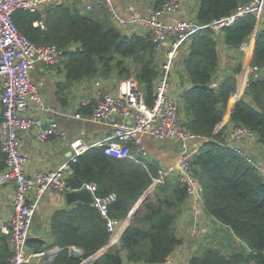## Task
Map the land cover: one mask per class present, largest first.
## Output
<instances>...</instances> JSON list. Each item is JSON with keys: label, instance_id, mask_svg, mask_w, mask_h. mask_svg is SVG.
Masks as SVG:
<instances>
[{"label": "trees", "instance_id": "1", "mask_svg": "<svg viewBox=\"0 0 264 264\" xmlns=\"http://www.w3.org/2000/svg\"><path fill=\"white\" fill-rule=\"evenodd\" d=\"M166 1L156 0L155 6L159 8ZM247 1L198 0L196 20L203 25L211 24ZM13 19L19 31L36 44H54L64 50L67 83L97 76L108 78L116 72L125 79L135 75L146 103H154L162 69L152 38L150 34L124 33L114 25L105 5L99 6L97 12L95 9L93 13H85L79 0L63 1L42 12L17 10ZM41 20L45 21V29L34 25ZM223 31L224 44L229 48L240 47L257 31L254 71L232 112L231 122L254 131L264 147V25L257 30L256 16L248 14ZM218 39L217 31L208 27L188 44L183 64L191 86L183 93L181 111L188 127L207 139L194 155L193 165L204 185L205 213L226 231L218 244L203 247L189 264H264V176L226 146L221 131L215 132L237 91L236 74L241 70V65L236 66L218 86H213L220 70ZM238 88L241 95L240 80ZM145 163L146 167L131 159L112 157L103 147L95 146L71 164L73 174L67 183L73 189L96 183L97 193L103 197L115 193L117 199L110 206L109 217L123 220L124 226L134 205L159 177L158 164L146 159ZM3 169L5 156L0 152V171ZM188 198L187 188L177 176H167L164 183L156 184L119 243L110 246L92 264H124V253L135 263L164 262L181 244L176 221ZM51 230L54 240L50 245L42 239L28 241L33 252L56 245L63 249L50 264H80V259L70 255V247H78L84 253L82 257L88 258L108 247L111 239L108 219L94 205L82 202L56 210ZM118 236L116 232L115 238ZM12 256L7 237L0 235V264H11Z\"/></svg>", "mask_w": 264, "mask_h": 264}, {"label": "built area", "instance_id": "2", "mask_svg": "<svg viewBox=\"0 0 264 264\" xmlns=\"http://www.w3.org/2000/svg\"><path fill=\"white\" fill-rule=\"evenodd\" d=\"M64 0H0V152L5 156V169L0 171V186L10 185L14 189V211L9 220H0V228L13 256L11 264H33L41 261L47 252H30L28 247L29 233L34 216L39 209L45 194L57 192L65 194L69 191L86 189L93 194V205L101 215L108 219V230L111 233V244L114 245L117 228L121 224L110 218V206L117 195H98L96 183H85L80 189H73L67 178L73 174L71 164L88 149L100 146L106 154L119 158L131 159L146 167L145 159L149 157L146 145L141 141L144 136L165 139L176 137L182 146L181 156L175 174L179 182L186 186L189 198L196 199L203 205L204 185L198 178L193 165V157L205 144L207 139L193 132L184 122L181 105L172 94V72L177 65L182 49L201 30L211 27L222 31L233 25L241 17L253 14L257 18V27L264 25V0H249L237 6L228 16L215 20L211 24H200L196 18H183L175 22H167L168 14L179 13L182 9L179 0H167L159 8L152 3L146 17L126 19L119 12L115 0H102L115 26L124 33L129 29L142 25L150 34L153 44L163 55L162 73L156 82L155 100L152 105L145 101L144 92L134 79L122 81L117 94L106 93L92 112V120L98 122L111 115L118 114L130 118L133 123L121 122L116 125L113 136L95 144H89L85 138L77 137L69 141L72 158L57 170L28 174L27 157L22 152L20 132L40 127L44 123L43 114L49 108L39 87L32 81V72L38 61L48 66H57L64 58V50L57 45L36 44L23 35L16 25L13 15L17 10L42 12L46 7L62 3ZM85 11L94 10L91 0H85ZM36 27L46 28L44 20L36 21ZM136 33V32H134ZM132 34V33H131ZM218 81L213 86H218ZM85 102L83 105H88ZM218 129V130H217ZM222 132L226 146L240 155L248 164L264 176V164L244 147V142L258 140L250 128L222 124L215 132ZM68 140L67 132L61 129L58 122H53L48 129L40 131V138L50 137ZM191 141L199 142L196 148H190ZM174 174L172 170H159L155 183H164L166 177ZM204 207V206H203ZM53 257L50 256L52 260ZM174 259L168 257L160 264H173Z\"/></svg>", "mask_w": 264, "mask_h": 264}, {"label": "crops", "instance_id": "3", "mask_svg": "<svg viewBox=\"0 0 264 264\" xmlns=\"http://www.w3.org/2000/svg\"><path fill=\"white\" fill-rule=\"evenodd\" d=\"M79 1L82 11L89 13L85 11L84 8L87 2L85 0ZM154 1L156 0H115L119 12L126 19L146 17ZM90 2L93 4L96 12L99 6L104 5L102 0H91ZM179 2L182 6L181 11L179 13L166 15L164 19L167 22H175L187 17L196 18L199 7L198 0H179ZM259 28L260 27H257V30ZM134 32L145 34L146 30L144 26L137 25L125 33L131 34ZM217 33L219 37L218 50L220 53V70L217 73L216 81L220 82V80L231 73L236 66L241 65L240 72L236 74L237 91L235 93V95L237 94L241 98L245 94L249 76L254 71L252 60L257 31L252 34L249 41L243 43L238 48H229L224 44L223 30L217 31ZM252 44H254L253 49ZM187 49L188 45L180 52L177 65L171 74L172 94L178 99L180 105H182L183 93L191 86L190 79L183 64ZM251 49L252 53L247 64V57ZM161 54L160 52L158 53L159 60L162 59ZM236 57L240 59L236 61ZM241 73L242 75L243 73L246 74L247 81L246 85H243L242 94L239 95V75ZM130 79L139 82L135 75L125 79L120 78L119 74L116 72L108 78L97 76L93 79H84L69 84L67 83L64 58L57 66H48L44 62L38 61L32 72V81L39 87L49 111L43 114L44 123L42 126L20 132L22 152L27 157L26 170L28 174L32 175L38 172L54 171L69 162L73 155L69 141L74 138L83 137L89 144H95L101 140L111 138L117 124L121 122L133 123L132 119L123 118L118 114L111 115L98 122L93 121L91 118L94 107L103 99V95L106 93H119L120 83ZM85 102H89L88 105H83ZM231 107L232 103L230 100L225 116L217 128L222 124H232ZM182 117L183 119L185 118L183 111ZM53 122H58L61 129L67 132L68 140H63L62 138L54 136L47 140H42L40 138V131L48 129ZM141 141L148 148V161L157 163L160 170H172L174 174L177 173L175 166H177L182 152L181 142L178 138L168 137L165 139H158L144 136L141 138ZM197 145H199L197 141H191L189 143L190 148H196ZM244 147L258 162L264 164V147L258 140L246 141L244 142ZM65 194L50 192L44 195L41 205L34 216L29 239H42L49 245L53 243L54 237L51 230V220L54 212L61 208L75 207L78 203L76 202L71 205L67 204ZM13 199L14 189L12 186H0V220L5 221L12 217L14 211ZM193 218L194 221L192 223L191 220ZM126 228L127 225L122 226L121 222L117 228L119 236L116 237L115 240H117V242L115 244L119 243ZM176 228L178 237L181 239V244L170 255V257L174 259L173 264H189L191 257L203 247L211 243L218 244L223 231H226L224 226L206 215L203 205L194 198H188L181 215L176 221ZM217 233H219L218 236L216 235ZM0 235H3L1 228ZM109 244H111V241ZM72 247L78 248L75 246ZM72 247H70V249ZM62 250L63 249L57 245L53 246L45 251L47 255L41 261L34 262L33 264H50ZM29 251L33 252L31 248ZM70 255L81 261L83 259L82 256L78 257L74 253H71V251ZM50 256L53 257L52 260ZM124 264L148 263L131 262L127 259L126 253H124Z\"/></svg>", "mask_w": 264, "mask_h": 264}, {"label": "water", "instance_id": "4", "mask_svg": "<svg viewBox=\"0 0 264 264\" xmlns=\"http://www.w3.org/2000/svg\"><path fill=\"white\" fill-rule=\"evenodd\" d=\"M241 98L236 94L235 96L232 97L231 99V103H232V107H231V111L233 112L234 109L237 106V103L239 102ZM156 186V183L154 185H152L145 193L144 195L139 199V201L134 205L133 209L130 211V214L128 216V218H126L127 220V226L131 223V220L136 216V214L138 213V211L141 209V207L143 206V204L147 201V199L149 198L151 192L154 190ZM65 200L67 202V204L71 205L73 203L76 202H82L84 204H91L93 205V194L86 190H77V191H69L65 194ZM194 218L191 220V222L193 223ZM111 246V244H109L108 247H105L104 249H102L100 252H98L95 255H92L88 258H83L80 264H92L96 259H98L100 256H102L107 250L108 248ZM60 251V250H59ZM71 253H74L76 256L80 257L83 256V251L79 248H74L72 247L70 249ZM57 253V252H56ZM54 253V254H56Z\"/></svg>", "mask_w": 264, "mask_h": 264}, {"label": "bare ground", "instance_id": "5", "mask_svg": "<svg viewBox=\"0 0 264 264\" xmlns=\"http://www.w3.org/2000/svg\"><path fill=\"white\" fill-rule=\"evenodd\" d=\"M239 80L241 81L242 86H243V85H246V81H247V76H246V74H244L243 76H239Z\"/></svg>", "mask_w": 264, "mask_h": 264}, {"label": "rangeland", "instance_id": "6", "mask_svg": "<svg viewBox=\"0 0 264 264\" xmlns=\"http://www.w3.org/2000/svg\"><path fill=\"white\" fill-rule=\"evenodd\" d=\"M190 43V42H189ZM188 45V44H187ZM161 56H162V59L161 60H159V62H160V67H161V64L163 63V55L161 54ZM236 59V61H238L240 58L239 57H236L235 58ZM224 61V60H223ZM161 70V69H160ZM217 232H219V231H217ZM212 237H214V236H212ZM254 264V263H253Z\"/></svg>", "mask_w": 264, "mask_h": 264}]
</instances>
